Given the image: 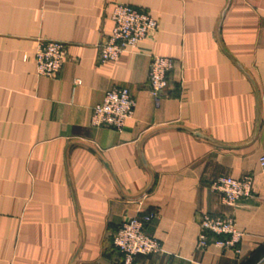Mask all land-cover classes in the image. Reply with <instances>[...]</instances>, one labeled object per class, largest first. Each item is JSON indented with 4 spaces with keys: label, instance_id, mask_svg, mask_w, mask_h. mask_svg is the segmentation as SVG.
<instances>
[{
    "label": "crops",
    "instance_id": "1",
    "mask_svg": "<svg viewBox=\"0 0 264 264\" xmlns=\"http://www.w3.org/2000/svg\"><path fill=\"white\" fill-rule=\"evenodd\" d=\"M146 10L158 33L99 63L115 4ZM65 44L58 77H40V44ZM169 58L166 96L149 93L151 55ZM113 88L134 115L91 124ZM264 0H0V264H123L113 237L130 218L163 252L134 264H264ZM254 178L234 206L220 177ZM233 218L236 249L201 217Z\"/></svg>",
    "mask_w": 264,
    "mask_h": 264
},
{
    "label": "built area",
    "instance_id": "2",
    "mask_svg": "<svg viewBox=\"0 0 264 264\" xmlns=\"http://www.w3.org/2000/svg\"><path fill=\"white\" fill-rule=\"evenodd\" d=\"M113 30L108 39L99 45L98 62L117 61L124 53H134L140 45L158 33L159 21L146 10L130 5L115 4L110 13ZM65 44L55 41L42 42L35 54L37 72L40 77L54 79L61 73L65 61ZM174 62L159 55H151L148 82L149 93L159 106L169 86V74ZM135 103L128 89L113 88L106 92L101 104L92 110L91 124L95 127H109L118 131L134 115ZM264 165V160L262 161ZM254 178L247 175L241 179L220 177L212 184L214 191L223 195L227 206H234L252 194ZM157 218L155 213L137 216L125 221L114 234L113 246L123 256V264H134L141 255L163 252L162 244L147 234V227ZM227 237L219 241L225 248L238 249L243 234L237 229L233 218L205 214L201 217V233L197 248L204 250L210 245L208 235Z\"/></svg>",
    "mask_w": 264,
    "mask_h": 264
}]
</instances>
